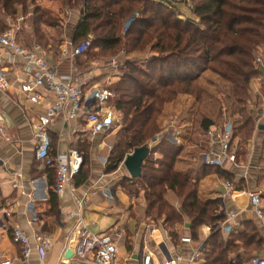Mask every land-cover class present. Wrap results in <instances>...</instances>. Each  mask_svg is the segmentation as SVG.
<instances>
[{
    "label": "trees",
    "instance_id": "16d2710c",
    "mask_svg": "<svg viewBox=\"0 0 264 264\" xmlns=\"http://www.w3.org/2000/svg\"><path fill=\"white\" fill-rule=\"evenodd\" d=\"M34 2L0 0V33L8 31L11 22L20 16L30 15L34 40L48 46L42 26L56 28L60 22ZM60 2L71 9L83 5L73 41L75 46L90 41L91 47L80 57L87 58L92 50L104 55L103 58L109 55L112 58L121 52L127 57L119 82L111 87L117 98L115 108L122 117V127L109 156L107 173L116 172L136 149L150 148L151 142L161 135L167 108L176 100L190 97L202 104L204 90L198 79L200 71L208 66L227 85L226 95L234 105L230 113L237 119L233 121L229 117L232 123L229 120L218 123L211 116H202L198 122L200 128L207 133L231 123L234 138L240 137L243 144L252 138L255 121L249 115L248 106L252 81L261 76L256 59L264 57L259 54L264 49V0ZM181 5L186 8L181 9ZM140 64L146 65V69H141ZM199 111L202 113L200 108ZM218 112L219 118L226 114L223 109ZM161 145L144 162L140 178L125 177L119 186L133 196L143 193L146 214L156 222L164 220L175 241V229L186 221L208 226L211 235L202 253L205 264H244L241 253L249 256L253 248H260L258 229L240 236L234 231L229 239H224L221 225L225 217L220 202L201 199L198 181L176 169L181 149L166 141ZM157 153L159 157L155 158ZM261 158L264 160V142ZM85 181L81 179L77 184ZM50 193L54 201L53 189ZM170 194L178 199L181 211L169 202Z\"/></svg>",
    "mask_w": 264,
    "mask_h": 264
},
{
    "label": "crops",
    "instance_id": "0c3cea01",
    "mask_svg": "<svg viewBox=\"0 0 264 264\" xmlns=\"http://www.w3.org/2000/svg\"><path fill=\"white\" fill-rule=\"evenodd\" d=\"M42 2V9L58 17L60 22L59 27L56 28L42 26L49 45H39L34 40V28L29 22L30 15L19 24L20 30L16 32L18 44L29 49L38 46L45 53L47 61L57 67L64 76H69L75 71L80 82L85 84L86 93L95 86L117 84L121 77L122 66L116 71L93 62L92 65L84 68L81 65V57H74L71 53V46H75L73 38L82 10L80 9L78 13L77 10L68 9L61 5L60 0H42ZM5 66L12 87L7 91H0L2 117L0 127L3 129V132H0V262L7 259L12 264H93L92 259L83 260L75 255L79 238L76 233V220L70 218V213L79 209L77 199H87L88 203L84 205L81 213L88 232L103 234L117 230L119 237L115 238V241H121L126 247L125 261L117 262L116 259L115 264H142L140 256L144 249H150L155 254V259L149 264H161L164 257L158 246L162 242L167 244L173 255L183 257V261L179 264H205L202 256L193 263L191 259L197 247L210 237L211 229L208 226L191 225L186 221L183 226L175 229L177 232L175 241L164 220L156 222L146 214L143 200L136 199L137 196L133 197L120 186L115 187L112 182L106 183L109 174L107 167L111 154L110 145L115 143L116 140L112 138L120 128L93 137L88 131L90 123L84 114H80L76 120L69 121L66 117H58L49 129L51 157L66 155L72 149L81 151L82 155L91 152L92 179L78 185L77 181L79 183L81 179L77 177L75 179L77 190L74 196L56 195V199L51 200L50 191L52 189L54 191L56 169L49 168L37 160L38 141L35 138L34 126L38 117L44 113L45 106L54 101V96L42 90L39 103H31L26 95L17 90L19 79L29 80L23 63L17 60L14 64ZM252 96L256 101L255 104L248 106V111L255 121L257 130L245 144L240 137L235 138L234 144L238 148L235 163L225 162L222 167L214 169L203 165L201 155L209 148L210 143L207 133L202 131L198 123V131L195 129L192 138L196 137L195 133L197 135L201 133L204 148L202 153L193 157L196 152L192 151L191 146L197 147V145L190 144L186 133L191 126L182 118L175 126L182 125L183 129L174 127L176 130L169 131L171 137L173 133L176 135L175 144L168 142L167 137L163 138L164 134L150 144V154L154 148L163 146L161 143L164 141L181 149L176 169L198 181V195L201 199L219 201L224 217L228 212L237 214L236 235H244L254 228L258 229L260 248H253L249 256L244 255V252L241 253L244 264H251L255 258H264V223L255 215L249 198L251 192H262L264 210V160L261 158L264 130L260 129L264 127L263 82L252 89ZM116 99L115 97L107 108L122 119L115 108ZM188 101L186 99V102ZM180 136H187L188 139L182 143ZM156 156H159V153ZM226 183H232L235 192L223 199ZM168 200L175 209L181 211V204L173 194L169 195ZM8 213L10 216L6 215ZM13 228L25 231L32 238L34 249L36 243L33 239L41 233L52 237L53 247L44 259H41L34 250L32 257L25 262L21 247L12 241ZM231 235H227L222 229L221 236L224 239H229ZM185 237H191L192 244L183 243L182 238Z\"/></svg>",
    "mask_w": 264,
    "mask_h": 264
},
{
    "label": "built area",
    "instance_id": "2783aa9c",
    "mask_svg": "<svg viewBox=\"0 0 264 264\" xmlns=\"http://www.w3.org/2000/svg\"><path fill=\"white\" fill-rule=\"evenodd\" d=\"M24 21L25 17L20 16L17 19V26H10L8 31L0 33V91H7L12 87L4 68L5 65L14 64L19 60L29 75V80L19 79L17 81L19 93L26 95L27 99L35 104L39 103L42 90L54 96V101L45 106L44 113L38 117L34 126L35 138L38 141L36 157L45 166L56 169L55 194L58 197L68 194L74 196L77 190L75 179L81 173L84 157L77 149H72L66 155L52 158L49 129L60 116L66 117L69 121L78 119L80 114H84L90 123L88 131L93 137L121 128L120 116L107 108L116 95L111 86H95L86 93L85 84L80 82L75 71L69 76H64L57 67L47 61L45 53L38 46L29 49L18 44L16 32L20 30L19 24ZM90 47V41L77 47L71 46V53L74 57H80L86 54ZM126 58V54L121 52L118 56L110 58L104 65L106 68L117 71L123 66ZM256 63L260 68L261 80L264 83V57H258ZM1 119L0 114V121ZM0 132H3L1 127ZM206 136L210 143L209 148L201 155L205 167L216 168L222 167L225 162H236L238 148L234 144V129L231 123H225L220 128L209 130ZM234 192V185L226 183L223 199ZM249 198L255 215L264 223L263 193L251 192ZM76 203L79 209L70 213V218L76 220V233L79 238L75 255L83 260L92 259L93 264H115L118 254L115 238L119 237V232L117 230L110 234L88 232L81 213L88 200L77 199ZM6 215L10 216V213ZM225 217L226 220L221 226L224 232L230 235L238 227V216L234 212H228ZM11 237L12 241L21 247L22 258L25 262L29 261L35 251L41 259H44L53 247L52 237L45 233L36 235L33 239L36 243L35 249L32 246V238L22 229L13 228ZM182 242L192 244L193 240L191 237H185L182 238ZM204 247V244L197 247L191 263L202 256ZM158 249L164 257L161 264H179L183 261L182 256L173 255L170 252L165 242H162ZM140 257L142 264H149L155 259V254L150 249H144ZM0 264H12V262L5 259ZM251 264H264V258H255Z\"/></svg>",
    "mask_w": 264,
    "mask_h": 264
},
{
    "label": "rangeland",
    "instance_id": "374dc122",
    "mask_svg": "<svg viewBox=\"0 0 264 264\" xmlns=\"http://www.w3.org/2000/svg\"><path fill=\"white\" fill-rule=\"evenodd\" d=\"M42 3H43L42 0H35V2H34L35 5H40V6L42 5ZM180 7H181V9L186 8L185 5H181ZM67 8L69 9V7H67ZM82 8H83V5L81 7H78V8L74 7L72 9L71 8L70 9L71 10H77L76 12H78L80 9L82 10ZM68 9H66V10H68ZM29 18L31 19V17H29ZM56 18L58 19L57 21H59L58 17H55L54 19H56ZM130 24H131L130 22L127 23L126 27H128ZM11 26H17V21L11 22ZM94 51H96V50L90 51L87 58L81 57L82 67H84V68L88 67V66L92 65L93 62H96L97 64H100V65H104L110 59V55L107 57L105 56L103 58L104 55L97 54L98 52L95 53ZM259 54H261V55L264 54V49L259 51ZM155 55L157 56V54H155ZM130 57L132 58L133 56L130 55ZM139 67L141 69H144V70L146 69V65H144V64H140ZM198 83L200 84L201 88L204 90L202 104L199 105L198 102L196 101V99H190V97L186 98L187 100H189L188 102H186V100H183V99H185L184 97L176 100L172 105H170L167 108V111L164 114V119L162 120L163 132H161V134H164L163 138L167 137L168 142H170L171 144H175L176 143V141H175L176 135H175V133H173L172 137H171V133H169V131L170 130L172 131L177 127L179 129H183L182 125H180V126H178V125L175 126V125L180 121V118L185 119V121L188 122V125L191 126L189 131H187V133H186L188 135L189 139L187 138V136H180V139H181L182 143L185 141V139H188L190 144L197 145V147L191 146L192 151L196 152L195 154H193V157L202 153L201 151L204 148V143L202 142L201 133L200 134L198 133L199 135H197V133H195L196 134V137L194 138L195 141L192 138L195 129L198 131V129H197L198 124L197 123L199 122V120L202 116H211L218 123L224 122L226 120H229L232 123V120L234 121V119H237V116L231 115V113H230L234 110V105L232 102L233 100L231 101L230 98L226 95L227 90H228L227 85L220 78H218L215 74L212 73L209 66L206 68H203L200 71ZM260 83H262V80L260 81V77L255 78L252 81V89L254 87L257 88V85H259ZM255 101L256 100L252 96V92H251V102L249 103V105L255 104ZM195 102H197V104ZM199 108L201 109L202 113H200ZM222 109L226 112V114L224 117L219 118L218 117V113H219L218 111H220ZM188 110H189V112H188ZM177 112H179V113H177ZM179 115H181L179 117V119H176V117ZM229 117H231L232 120H230ZM171 123L173 125H171ZM120 130H121V128H120ZM256 130L257 129H256V125H255L254 133ZM119 131L112 138L113 140L115 139L116 141L114 144L110 145L111 152L115 148V145H116V142L118 139ZM169 137H171V138L169 139ZM197 138H198V140H197ZM157 157H159V156L155 155V158H157ZM84 161H85V164H84L82 173L78 176L79 177L78 179H86V180L92 179L91 178L92 177L91 152L88 154L85 153ZM125 177L129 178V174L127 173V171L125 170V168L122 164L116 170V172L108 174L106 183L108 184V182H112L113 185H115V187H117V186L119 187V185L121 184V181L123 179H125ZM136 199L143 200V193L140 195L138 194V197ZM137 205L139 206V201H137ZM120 228L121 227H119L118 230H120ZM116 243H117V247H118L117 262L125 261V258L127 256L126 247L124 246V244L121 241L120 242L117 241Z\"/></svg>",
    "mask_w": 264,
    "mask_h": 264
},
{
    "label": "water",
    "instance_id": "95a60500",
    "mask_svg": "<svg viewBox=\"0 0 264 264\" xmlns=\"http://www.w3.org/2000/svg\"><path fill=\"white\" fill-rule=\"evenodd\" d=\"M260 129L264 130V127H261ZM149 156L150 148L136 149L132 154L127 156L123 166L131 179H138L141 177L143 164ZM188 228L190 229L191 226L189 225Z\"/></svg>",
    "mask_w": 264,
    "mask_h": 264
}]
</instances>
